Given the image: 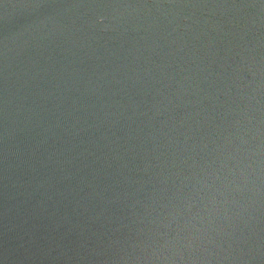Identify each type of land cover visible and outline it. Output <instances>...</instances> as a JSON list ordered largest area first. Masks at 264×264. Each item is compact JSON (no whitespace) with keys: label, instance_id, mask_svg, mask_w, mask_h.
<instances>
[{"label":"water","instance_id":"obj_1","mask_svg":"<svg viewBox=\"0 0 264 264\" xmlns=\"http://www.w3.org/2000/svg\"><path fill=\"white\" fill-rule=\"evenodd\" d=\"M0 264H264V0H0Z\"/></svg>","mask_w":264,"mask_h":264}]
</instances>
